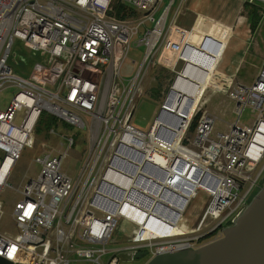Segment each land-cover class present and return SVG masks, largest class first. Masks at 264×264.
<instances>
[{
  "label": "built area",
  "instance_id": "1",
  "mask_svg": "<svg viewBox=\"0 0 264 264\" xmlns=\"http://www.w3.org/2000/svg\"><path fill=\"white\" fill-rule=\"evenodd\" d=\"M198 1L181 0L170 18L175 0L161 11L163 0H0V195L11 187L9 176L23 149L35 146L32 134L42 112L49 116L47 134H54L56 121H63L88 130L90 141L75 181L62 171L65 151L56 153L46 140L41 142L42 152L33 159L38 175H24L12 223L0 231V258L15 264H119L143 253L151 258L162 251L196 248L203 235H221L261 189L264 58L257 71L241 65L227 76L225 89L212 88L235 103L237 119L226 133L212 136L215 117L202 110L210 85L196 100L191 98L195 102L189 100V110H179L188 99L173 89L180 78L188 79L180 71L195 51L192 42L202 35L198 22L179 20L182 13L217 21L207 22L224 42L207 38L212 52L203 57L207 64L216 61L215 71L232 64L224 53L234 25L207 15L211 0H203L196 11ZM232 1L238 18L244 17L245 5L258 7L263 15L264 0ZM122 5L138 18L116 20L112 9ZM149 22L153 27L134 43L144 48L142 62L133 77L123 80L121 65L133 38ZM15 39L31 52L23 76L7 64ZM149 67L165 69L174 79L143 132L131 121ZM45 84L57 85L56 91H46ZM245 109L254 119L242 125L239 117ZM72 146L69 139L66 147ZM118 162L124 165L119 168ZM119 179H126L128 187ZM135 191H153L151 204L164 207L167 219L152 212L146 196L133 205ZM133 209L141 217L131 216ZM153 217L168 232L150 236L146 224Z\"/></svg>",
  "mask_w": 264,
  "mask_h": 264
},
{
  "label": "rangeland",
  "instance_id": "2",
  "mask_svg": "<svg viewBox=\"0 0 264 264\" xmlns=\"http://www.w3.org/2000/svg\"><path fill=\"white\" fill-rule=\"evenodd\" d=\"M181 0H175L173 3L170 18L173 16L175 7L179 5ZM230 1V0H229ZM170 0H163L162 9L168 6ZM248 5H245L241 15L248 16ZM251 6V5H249ZM256 9L255 6H252ZM237 8V7H236ZM226 9H223L225 12ZM159 11V12H160ZM222 11V12H223ZM217 8H213L212 11L208 10L207 15L210 17L217 15L218 13L223 17V13ZM238 14V9H236ZM135 14V13H133ZM159 14V13H158ZM264 14V11H263ZM140 15V14H138ZM126 18L136 19L138 18L137 14L128 16ZM216 19V18H215ZM228 19L223 17V21H227ZM244 20V19H243ZM154 22H149L146 27L142 26L139 28L140 33L136 38H133V45H131L126 58L124 59L121 65V77L123 80H128L135 75L138 67L140 66L142 59L144 57V48L143 46H137L136 43L138 39L144 36V30L153 27ZM242 25V24H240ZM234 27V31H238L236 26ZM246 27V24H245ZM242 28V27H241ZM240 27L238 29H241ZM235 31V32H236ZM246 39V34L243 37ZM264 38V37H263ZM264 40V39H263ZM259 35H256L254 39H252L248 44V54L245 56V61L249 62L252 59L257 57V54H261L264 52V41ZM241 42H239V38L233 34L231 39V43L228 45L226 50L225 57L227 58L228 54H233L234 57L238 54V48ZM258 47V49H256ZM237 56V55H236ZM233 57V58H234ZM31 60V52L24 47L23 43L17 39L14 40L13 49L7 61L8 66H10L13 71L17 74L23 76L25 75L30 66ZM259 60V59H258ZM262 61L259 60V64L261 65ZM260 67V66H259ZM232 64L227 67V69H222L218 72L219 74L230 76L236 72L234 71ZM173 75L165 70L155 67H149L146 72L145 81L141 84V89L143 90V94L135 100V114L131 121V124L143 131L147 132L150 125L154 121L159 108L160 103H162L165 95L171 86V81L173 80ZM44 89L49 92H55L57 89V85H49L45 84ZM202 110L210 113L215 117V123L213 125L212 136L217 133H226L228 131L229 125L235 123L237 119V115L234 113L235 111V103L228 98L226 94H221L219 92L213 91L210 87L206 89L203 93L202 97ZM21 113H17V119L20 118ZM254 119V114L250 109H245L242 111L239 121L242 125L249 124ZM18 122V120H16ZM49 116L48 113L42 112L39 119L36 122L35 128L33 130L32 139L35 142V146L33 148L25 147L19 156L15 166L13 167L8 183L11 185L5 186L0 195V201L2 204V215H0V231L5 227V225L12 223L11 220V211L14 205L21 200L22 196L19 193V189L21 187L23 177L31 176L35 178L38 175L39 167L33 162V159L41 154V142L46 140V142L53 147L55 152L65 151L66 155L62 160V171L66 173L68 177H70L73 181L77 179L79 176L83 164L89 154V133L86 131H79L75 127L63 122L56 121L57 130L54 134H47L46 127L48 126ZM191 132L193 131L192 127L190 128ZM193 132L191 133V135ZM190 135V137H191ZM72 139L73 146L66 147V142ZM64 144V145H63ZM63 145V147L61 146ZM264 183V177L261 181V184ZM259 190H256L252 195L250 201L253 199L254 195ZM242 192V190L240 191ZM249 201V202H250ZM203 229V231L207 230ZM212 235V234H211ZM210 236H207L203 239V243L209 242L211 239ZM148 256H139L134 261H122L119 264H146L150 258ZM75 264H89L85 262H77Z\"/></svg>",
  "mask_w": 264,
  "mask_h": 264
},
{
  "label": "water",
  "instance_id": "3",
  "mask_svg": "<svg viewBox=\"0 0 264 264\" xmlns=\"http://www.w3.org/2000/svg\"><path fill=\"white\" fill-rule=\"evenodd\" d=\"M0 264L15 263L0 258ZM146 264H264V183L232 224L221 230L220 237L196 248L159 252Z\"/></svg>",
  "mask_w": 264,
  "mask_h": 264
},
{
  "label": "bare ground",
  "instance_id": "4",
  "mask_svg": "<svg viewBox=\"0 0 264 264\" xmlns=\"http://www.w3.org/2000/svg\"><path fill=\"white\" fill-rule=\"evenodd\" d=\"M211 2L213 4L215 0H211ZM202 6H203V0H199L195 6L196 11H200ZM179 20H182L184 22H194V23L198 22L200 24V28L197 31L202 35L199 36L200 37L199 40L192 42L193 44L192 47L198 49V51L197 50L192 51L187 56L188 64H186V66H184L183 69L180 71V75L183 74L188 79L180 78L179 81L175 85V89L178 92L182 93L187 98H193L195 100L200 94V92L207 85H210L211 88L224 87L225 89V87L228 84L227 76L219 74L218 72L215 71L216 61H213L207 64L206 59L203 57L204 54L206 53L208 54L212 52L206 45L207 38H210V40H213V42H214L213 38L217 39L216 42L218 41L224 42L223 36L221 37L217 36V30H213L212 28L214 26L213 23L207 22L208 20H212L214 22H217V21L209 17L205 19L203 18V21H202V19L200 18L198 14L192 16V14L187 13V12L182 13ZM222 46L224 47V45ZM174 97L175 96H173V98ZM195 100H191V101L195 102ZM189 102H190L189 99L184 100V103H182L181 105H178L179 110L181 112L189 110ZM118 163L119 164H117V167L119 168L124 165L121 162H118ZM118 182L121 183L120 185L124 187H128V181L126 179H119ZM139 182L140 181L136 183H139ZM149 192L154 193L153 191H149ZM149 192L147 191L143 193L142 191L140 192L135 191L134 193H132L131 200L133 201V205H136V203L139 201L145 202L144 196H146V203L150 205V209L152 210V212L159 213L158 215H161L167 219V213L164 210V207H161L159 205L157 207L152 206L151 202L153 201V199L149 195ZM160 197L167 200L165 193L160 194ZM139 215L140 213L134 210L131 216L139 217ZM160 223H161L160 220H157L155 217H153L151 219V222L146 224L150 236H153L151 233H153L155 236H159V235L164 234L166 231L168 232L169 229L166 226L163 227L162 224Z\"/></svg>",
  "mask_w": 264,
  "mask_h": 264
},
{
  "label": "crops",
  "instance_id": "5",
  "mask_svg": "<svg viewBox=\"0 0 264 264\" xmlns=\"http://www.w3.org/2000/svg\"><path fill=\"white\" fill-rule=\"evenodd\" d=\"M213 8H217L218 10H220L221 12L223 11V9H226L225 12L223 11V17L226 16V18L228 19L227 21H223V17L218 13L217 15L215 14V16H213L214 18L225 22L227 24H233L234 26H236V29L238 31H234L235 35L237 36V38H239V50H238V54L234 55L228 54L227 58L225 57L226 54V50L224 53V58L227 60H230L232 63V67L234 71L237 67L243 65L244 69L248 70V71H257L259 69V60L261 61L262 58H264V52H262L261 54H257V57L255 59L250 60L249 62L245 61V56L248 54V47H249V42L254 39L256 37V35H259L260 38L263 40L264 38V14L263 15H259L258 13V7L257 8V13H258V19L256 20V25L255 28L250 31V20L248 16H244V17H240L238 18V14L236 12V4L234 3V1L232 0H215V2L212 4L211 7V11ZM244 19V20H243ZM241 22V23H240ZM242 24V25H239ZM246 24V27H245ZM242 27V29H238L239 27ZM244 34H246V39L245 40ZM264 41V40H263ZM228 48V47H227ZM258 49V47L256 48ZM234 57V58H233ZM259 59V60H258ZM139 256H148L147 258H150L149 255L147 254H140Z\"/></svg>",
  "mask_w": 264,
  "mask_h": 264
},
{
  "label": "trees",
  "instance_id": "6",
  "mask_svg": "<svg viewBox=\"0 0 264 264\" xmlns=\"http://www.w3.org/2000/svg\"><path fill=\"white\" fill-rule=\"evenodd\" d=\"M248 8V17L250 20V31H252L255 28L256 25V20L258 19V13L256 11V9L252 6H247ZM112 16L115 17L116 20H124L126 17L128 16H133L135 14H133V11L130 9V7L126 6V5H122V6H114L112 9ZM155 68H160V67H155ZM162 69V68H160ZM197 124V119L193 121L192 123V129L194 130L195 126ZM201 243V242H200Z\"/></svg>",
  "mask_w": 264,
  "mask_h": 264
},
{
  "label": "flooded vegetation",
  "instance_id": "7",
  "mask_svg": "<svg viewBox=\"0 0 264 264\" xmlns=\"http://www.w3.org/2000/svg\"><path fill=\"white\" fill-rule=\"evenodd\" d=\"M220 236V233L218 231H216L214 234L211 235V239H215L218 238ZM202 243V242H201Z\"/></svg>",
  "mask_w": 264,
  "mask_h": 264
},
{
  "label": "clouds",
  "instance_id": "8",
  "mask_svg": "<svg viewBox=\"0 0 264 264\" xmlns=\"http://www.w3.org/2000/svg\"><path fill=\"white\" fill-rule=\"evenodd\" d=\"M260 190V189H259ZM201 242H203V241H201ZM207 243V242H206ZM204 244V243H203ZM200 245H202V244H200Z\"/></svg>",
  "mask_w": 264,
  "mask_h": 264
}]
</instances>
